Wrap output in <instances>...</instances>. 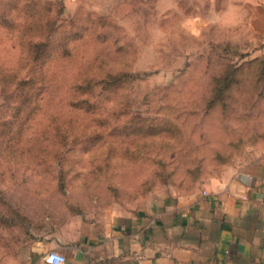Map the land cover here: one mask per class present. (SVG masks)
<instances>
[{"label": "rangeland", "instance_id": "1", "mask_svg": "<svg viewBox=\"0 0 264 264\" xmlns=\"http://www.w3.org/2000/svg\"><path fill=\"white\" fill-rule=\"evenodd\" d=\"M224 5L221 0H0V77L27 74L25 45L44 37L46 21L54 23L56 35L72 30L82 35L70 43L69 57L53 56L45 66L39 108L19 139L8 144L2 138L10 135L1 126L11 120V104L2 90L12 85L0 82V264L21 256L32 222L47 213L128 209L147 198L188 194L264 148V35L237 20L234 26ZM97 54L129 77L101 104L103 127L96 126L97 116H73L77 137L95 126L104 140L64 153L58 143L66 116L61 97ZM225 75L228 84L219 81ZM219 85L221 94L215 90ZM212 94L219 98L212 102ZM116 110L139 115H108ZM139 120L148 134L107 135L112 124ZM80 124L87 130L80 132ZM159 127L171 138L161 137ZM119 137L125 144L113 149L110 142Z\"/></svg>", "mask_w": 264, "mask_h": 264}, {"label": "crops", "instance_id": "2", "mask_svg": "<svg viewBox=\"0 0 264 264\" xmlns=\"http://www.w3.org/2000/svg\"><path fill=\"white\" fill-rule=\"evenodd\" d=\"M233 25L264 35V0H221ZM205 191V195L202 194ZM13 264H264V148L188 194L134 208L53 211L32 222Z\"/></svg>", "mask_w": 264, "mask_h": 264}, {"label": "trees", "instance_id": "3", "mask_svg": "<svg viewBox=\"0 0 264 264\" xmlns=\"http://www.w3.org/2000/svg\"><path fill=\"white\" fill-rule=\"evenodd\" d=\"M12 8H14L13 5L9 6L8 9L11 10ZM45 25L44 37L37 42L32 41L25 45L31 65L27 74L21 76L13 72L8 76L0 77V82L3 85H12V87H5L2 90L5 101L11 104V120L3 123L1 126L2 132L4 131L5 135H10L8 138H2L4 144L18 140V137L25 130L26 126L24 127V125L33 118V115L38 110V101L42 95L43 83L46 81V77H48V73L45 72V66L48 67L53 56H59L61 60H64V57H69L71 49L70 43L82 36L78 30H72L66 36L56 35L53 22L46 21ZM98 33V37L100 38L104 35L102 32ZM17 45L22 46L21 41ZM100 56L97 54L89 62L84 64V67L80 68V71L73 77L69 86L66 87L62 94L61 104L63 109H65L63 115L65 114L66 116L63 118L64 120L61 119L62 121L59 127L60 139L58 143L60 150L64 153L75 146L79 149H87L98 144L99 141L104 140L102 139V132L95 126L93 127V131L86 132L83 138L80 139V137H77L74 134L76 127L72 124L73 116H77L76 113L84 117L97 116L99 120L96 126L103 127L102 124L105 122V114L103 110L100 111L101 104L108 94L119 89L121 84L125 82V78L129 77L127 72L111 68L113 63H109L105 58ZM95 67H97V70L93 71ZM42 68H44L43 72ZM219 81L228 84L230 83V76L225 75ZM215 90H217L218 94H221L224 88L222 85H219ZM218 94H212L210 98L212 102L214 99L219 98ZM131 113L133 115H139L138 112L123 110H116L110 112L108 115L117 119L121 115L129 116ZM86 128L85 125H79L80 132L87 130ZM128 131L129 133L136 131L137 133L148 134L150 129L140 122V120L139 122L135 121L131 125L130 122L128 125L123 124L122 126L116 123L110 126V132H107V135L112 134L114 136L126 137V135H123V132L127 134ZM157 132H161V137H163L162 134H166L161 127L157 128ZM166 136L171 138L170 135L166 134ZM76 138H78L77 142L75 141ZM124 144L125 141L120 137L110 142L113 149ZM62 161L59 160L61 163Z\"/></svg>", "mask_w": 264, "mask_h": 264}, {"label": "built area", "instance_id": "4", "mask_svg": "<svg viewBox=\"0 0 264 264\" xmlns=\"http://www.w3.org/2000/svg\"><path fill=\"white\" fill-rule=\"evenodd\" d=\"M202 194L205 195V191H202ZM45 260L50 264H64L65 257L57 251H48L45 254Z\"/></svg>", "mask_w": 264, "mask_h": 264}]
</instances>
